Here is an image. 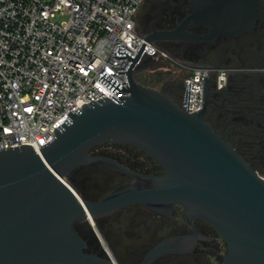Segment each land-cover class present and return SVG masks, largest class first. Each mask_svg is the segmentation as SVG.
Segmentation results:
<instances>
[{"label": "water", "instance_id": "95a60500", "mask_svg": "<svg viewBox=\"0 0 264 264\" xmlns=\"http://www.w3.org/2000/svg\"><path fill=\"white\" fill-rule=\"evenodd\" d=\"M256 0H204L202 6L173 31L147 35L133 57L122 45L117 58H131L127 89L104 73L98 80L118 99L105 97L70 112L56 128L54 139L42 146L22 145L0 150V264H113L86 254L85 241L74 228L77 221L144 205L159 210L182 206L193 219L214 227L226 244L223 264H264V176L234 145L204 119L211 79L205 82L203 109L189 112L167 92L144 86L135 72L149 42L210 41L220 34L250 30L253 22L236 26L238 12L256 10ZM231 13H235L232 15ZM206 26L212 33L186 31ZM103 144L139 148L155 160L164 174L140 177L118 163L92 156ZM100 165L144 180L98 203L82 200L68 183L75 170ZM146 183V184H145ZM152 251L148 262L160 254Z\"/></svg>", "mask_w": 264, "mask_h": 264}, {"label": "flooded vegetation", "instance_id": "af4514ba", "mask_svg": "<svg viewBox=\"0 0 264 264\" xmlns=\"http://www.w3.org/2000/svg\"><path fill=\"white\" fill-rule=\"evenodd\" d=\"M202 2L204 0H163L162 4L148 10L146 19L138 22L143 6L137 19L138 30L145 36L173 31L198 10ZM256 3V10L250 14L244 9L237 13L234 22L237 27L246 25L248 17L253 22L250 30L239 35L231 36L238 33L235 31L220 34L210 41L181 38L153 42L175 53L189 71L197 67L227 70V82L221 89L214 82L216 74L211 76L204 119L226 137L252 167L231 136L244 130L259 139L264 138V0H256ZM186 31L206 36L212 33V28L203 25L192 28L189 23ZM172 88V93L165 92L181 106L174 93L182 98L184 88L178 84ZM91 155L108 158L142 178L164 174L155 160L136 147L103 144L92 149ZM68 180L82 200L89 203H98L117 191L144 183L142 179L137 181L100 165L81 167ZM74 228L87 245L86 254L97 255L113 264H223L227 250L214 227L191 218L179 205L159 210L131 205L96 217L93 223L89 219L77 221ZM157 248L160 254L148 262V256Z\"/></svg>", "mask_w": 264, "mask_h": 264}, {"label": "built area", "instance_id": "2783aa9c", "mask_svg": "<svg viewBox=\"0 0 264 264\" xmlns=\"http://www.w3.org/2000/svg\"><path fill=\"white\" fill-rule=\"evenodd\" d=\"M146 0H0V150L22 145L42 147L70 112L88 102L117 95L98 80L104 73L127 89L131 58L115 57L122 45L135 56L146 36L138 15ZM168 58L149 42L147 58ZM216 74L218 88L227 70L190 69L181 108L203 109L205 82Z\"/></svg>", "mask_w": 264, "mask_h": 264}, {"label": "rangeland", "instance_id": "374dc122", "mask_svg": "<svg viewBox=\"0 0 264 264\" xmlns=\"http://www.w3.org/2000/svg\"><path fill=\"white\" fill-rule=\"evenodd\" d=\"M163 0H146L143 10L139 16V21L146 19V14L152 6L156 4H162ZM164 50L168 58H162L159 56L145 59L135 72L136 77H141L143 80L154 78L158 80L156 89L162 92L165 90L173 92V86L178 84L183 87L185 78L189 75L190 71L183 67L185 63L179 59L175 53L166 51L162 46L157 45ZM169 52V53H168ZM186 66V65H185ZM173 85V86H172ZM181 93V91H179ZM232 135V141L239 147L240 151L247 156L252 163L255 170L260 175L264 176V138L259 139L251 132H234ZM68 183L76 190L75 186L68 180ZM96 188V186H93Z\"/></svg>", "mask_w": 264, "mask_h": 264}, {"label": "trees", "instance_id": "16d2710c", "mask_svg": "<svg viewBox=\"0 0 264 264\" xmlns=\"http://www.w3.org/2000/svg\"><path fill=\"white\" fill-rule=\"evenodd\" d=\"M135 79H136L137 82L143 84L144 86L155 88V89H156V84L158 83V80H155L154 78H151V79H148V80H143V78L135 76ZM182 88H184V82H183V87ZM183 92H184V90H183Z\"/></svg>", "mask_w": 264, "mask_h": 264}, {"label": "crops", "instance_id": "0c3cea01", "mask_svg": "<svg viewBox=\"0 0 264 264\" xmlns=\"http://www.w3.org/2000/svg\"><path fill=\"white\" fill-rule=\"evenodd\" d=\"M172 97H173V96H172ZM174 97L177 98L178 100H181V99H180L181 97L178 95L177 92L174 93Z\"/></svg>", "mask_w": 264, "mask_h": 264}]
</instances>
